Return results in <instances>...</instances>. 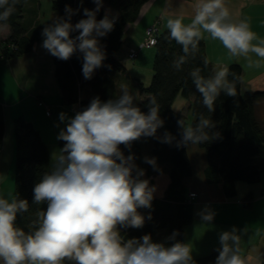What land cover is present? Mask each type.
Segmentation results:
<instances>
[{
	"label": "clouds",
	"instance_id": "clouds-1",
	"mask_svg": "<svg viewBox=\"0 0 264 264\" xmlns=\"http://www.w3.org/2000/svg\"><path fill=\"white\" fill-rule=\"evenodd\" d=\"M18 2L0 0V21L9 19ZM92 2L95 9L84 8L86 18L75 25L71 17L79 9L66 6L67 19L56 18L42 31V47L52 56L67 61L77 51L82 53L85 79H91L94 70L102 66L106 54L98 38L107 36L118 19L105 10L104 17L97 20L103 0ZM194 10L189 24H184L182 17L169 18L166 23L170 38L182 46L184 53L173 62L176 70H181L188 56L195 54L204 33L220 41L231 58L243 57L249 67H260L264 39L257 37L246 21L232 22L224 0H196ZM73 32L79 34L73 38ZM252 54L259 59L254 61ZM229 75L227 66L207 78L199 67L190 72L208 112L215 110L221 92L230 97L237 95L238 77L229 80ZM134 100V95L124 88L115 100L102 102L99 97L93 98L74 117L59 114L66 128L57 139L65 144L54 154L52 170L33 189V203L46 204V209L37 211L25 231L16 220L18 213L28 212V201L11 193L7 198L0 196V264H195L189 244L176 241L178 232L167 238L175 241L168 245L153 242L150 234L127 240L121 235V229L144 226L145 216L138 210L151 209L157 190L143 178L145 171L135 163V154L125 156L121 145L130 150L142 137H155L164 125L155 97L149 99L147 113ZM178 124L182 130L178 147L219 136L210 131L215 125L203 115L195 127L185 126L182 120ZM173 139L166 132L162 142L171 143ZM144 162L158 170L155 158L144 157ZM214 215L207 207L200 213L205 223L211 222ZM151 218L149 213L147 219ZM219 242L215 264H251V258L241 254L235 227L220 233Z\"/></svg>",
	"mask_w": 264,
	"mask_h": 264
},
{
	"label": "trees",
	"instance_id": "trees-1",
	"mask_svg": "<svg viewBox=\"0 0 264 264\" xmlns=\"http://www.w3.org/2000/svg\"><path fill=\"white\" fill-rule=\"evenodd\" d=\"M27 0H19L15 5V11L7 21L0 24L7 25L9 33L0 40L4 45L0 56L14 58L32 51L35 42L39 39V30L34 34L27 33L23 23L25 3ZM147 0H103L105 7L97 13V20L102 19L105 10H110L111 15L118 19L113 30L105 37L98 38L105 51L106 58L102 66L94 70L91 79H85L82 73L83 55L77 51L67 61L52 56L54 63V76L60 87L62 103L71 109L78 111L89 105L91 100L99 97L102 102L118 98L117 75L124 74L126 69L117 53L122 46L125 26L133 22L139 14L141 6ZM66 6L73 10L79 9L71 17V23L75 25L79 20L86 18L83 9H95L92 0H53L52 9L57 13V18L67 19ZM78 32L70 35L74 38ZM9 44V45H8ZM11 46V47H9ZM184 55L182 46L170 38L169 30L158 33L154 46L152 62V76L150 83L144 85L139 79L134 80L136 100L134 104L141 111L147 113L149 99L155 97L160 105L159 115L164 120V125L158 129L155 137H142L132 144L131 149L121 145L125 156L135 154V163L145 167L149 173L153 167L144 162L142 147L150 144L148 155L156 159V164L169 166V184L164 197L154 198L151 209L140 208L138 211L145 216V224L142 228H127L121 230V235L127 240L140 238L150 234L156 229L166 228L169 237L178 232L176 241L184 239V226L192 221L191 201L188 202L186 190L192 184V167L187 153V146H177L181 140V128L178 121L182 120L185 126L187 118L192 116L189 126L195 127L201 115L211 119L215 127L210 131L219 133L207 142L197 144L205 153L207 165L204 170L206 181L217 185L226 197L236 194V182L257 183L263 171V164L257 158L260 155V146L264 145V125L255 113L256 102L264 98V91H241L242 68L237 62L230 63L229 80L233 76L236 79L237 95L227 96L221 92L215 101V110L208 112L202 103V96L192 82L190 72L199 67L201 75L210 77L214 73L211 62L205 53V43L201 39L194 55H189L187 62L176 70L173 62ZM205 59L208 61L204 64ZM82 87L89 89L90 95L80 99ZM181 95L184 102L178 110L173 108L175 98ZM66 128V124L64 129ZM170 133L174 139L171 143L162 142L165 133ZM4 135V123L0 108V140ZM14 135V187L13 196L28 201L29 209L26 213H18L16 224L28 231L31 222L36 218L39 210L46 209V204L33 203V189L46 172H50L49 153L47 145L41 138L39 131L30 121L19 116L13 120ZM65 142L58 140L59 149ZM151 213V219H147ZM174 243L175 241H170ZM218 250H214L204 256L195 258V264H215ZM264 258V249L262 252ZM69 264V262H66Z\"/></svg>",
	"mask_w": 264,
	"mask_h": 264
},
{
	"label": "crops",
	"instance_id": "crops-1",
	"mask_svg": "<svg viewBox=\"0 0 264 264\" xmlns=\"http://www.w3.org/2000/svg\"><path fill=\"white\" fill-rule=\"evenodd\" d=\"M43 1L53 11L49 25L55 21L57 15L51 7L53 0H27L24 12L26 10L28 16L23 17V23L29 34L34 35L39 30V39L30 52L14 58H0V108L4 123V135L0 140V178L5 174L10 187L14 184L13 120L21 116L39 131L48 148L51 171L53 156L60 150L57 136L66 124L59 121V114L64 112L68 117H74L78 111L62 103L61 90L54 76L52 56L42 47V31L45 27L41 22ZM195 3L196 0H147L136 19L125 26L122 45L126 44L127 49L128 46L134 48L142 40L144 29L155 22H158L159 32L168 30L166 23L169 18L182 17L183 23L189 24L195 14ZM224 3L229 9L232 22L246 21L257 37L264 39V0H224ZM38 21L42 25L37 26ZM8 33V26L0 24V40L5 39ZM203 40L206 57L214 71L237 62L242 68L241 91H264V61H261L260 67H249L248 61L243 57L231 58L220 41L212 40L207 33H204ZM152 48L139 50L135 66L145 63L152 68L154 47ZM252 59L255 61L259 58L252 54ZM122 90L117 83L118 95ZM130 92L135 94L134 90ZM89 95V89L82 87L80 99ZM255 113L264 125V98L256 102ZM145 147L144 153V146L142 147L143 157L151 158L148 155L150 144ZM187 153L193 174L191 187L185 193L188 196L190 192H194L196 196L191 200L192 221L184 226L182 242L189 244L193 259L218 250L221 247L220 233L235 227L240 236L241 254L245 258L250 257L251 264H264V145L260 146L257 158L263 164L259 182H236V194L233 197H226L217 185L206 181L204 170L207 161L204 151L197 144L188 145ZM142 169L145 171L143 178L149 179L150 185L156 186L154 198L164 197L169 184V166L158 165V170L152 173L145 167ZM206 207L215 213L214 219L207 223L200 216ZM168 237L166 228L156 229L151 233L153 242L171 244Z\"/></svg>",
	"mask_w": 264,
	"mask_h": 264
},
{
	"label": "rangeland",
	"instance_id": "rangeland-1",
	"mask_svg": "<svg viewBox=\"0 0 264 264\" xmlns=\"http://www.w3.org/2000/svg\"><path fill=\"white\" fill-rule=\"evenodd\" d=\"M25 5L27 6L28 2H26ZM103 6L105 7L104 3H103ZM52 12L53 11L50 9L48 4L45 1H43L42 7H41V13H43L42 18H41V22L45 27L48 26L52 20V15H51ZM56 15H57V13H56ZM26 16H28V15H27V12L25 10L24 17H26ZM42 24L39 23V21H38L37 26H40ZM143 37H144V35H143ZM142 40H143V38H142ZM129 48H130V46H128V49ZM128 49H127L126 44H123L117 53V57L120 59V61L124 65L126 72L124 74H118L116 78H117V83L119 85V89L122 90L124 88H127L130 92V91L134 90V83L135 82H134L133 78H138L144 85H148L150 83L151 76H152L153 72H152L151 67L146 65L145 63L139 64V65L137 64V66H135V64L137 62V58L128 59V57H127ZM149 50H150V48H149ZM152 50H153V48L151 49V51ZM135 100H136V95H135ZM184 101H185L184 98L181 95H178L174 100L173 108L179 109ZM191 118H192L191 115H189L187 118L188 126H189ZM57 144H58V141H57ZM145 146H146V144H144L143 153H144L145 148H146ZM58 148H59V146H58ZM13 181H14V179H13ZM13 187H14V184H12L10 187V181L8 182V179L5 178V174L2 175L0 178V196H4L7 198L9 193H11L13 196Z\"/></svg>",
	"mask_w": 264,
	"mask_h": 264
},
{
	"label": "built area",
	"instance_id": "built-area-1",
	"mask_svg": "<svg viewBox=\"0 0 264 264\" xmlns=\"http://www.w3.org/2000/svg\"><path fill=\"white\" fill-rule=\"evenodd\" d=\"M159 33L158 22H155L144 29V37L134 48H130L127 52L128 59H135L138 56L139 50L143 48H151L154 47L157 41V36ZM9 45V44H8ZM1 49L3 48V44L1 45ZM11 47V46H9ZM2 58V56H0ZM194 194V196H193ZM196 194L194 192H190L188 194V202L195 198Z\"/></svg>",
	"mask_w": 264,
	"mask_h": 264
}]
</instances>
